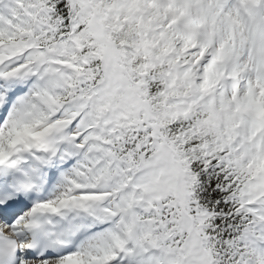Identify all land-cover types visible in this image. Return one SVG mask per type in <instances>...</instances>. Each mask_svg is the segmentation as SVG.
<instances>
[{"label":"snow or ice","instance_id":"6c2138e0","mask_svg":"<svg viewBox=\"0 0 264 264\" xmlns=\"http://www.w3.org/2000/svg\"><path fill=\"white\" fill-rule=\"evenodd\" d=\"M0 264H264V0H0Z\"/></svg>","mask_w":264,"mask_h":264}]
</instances>
